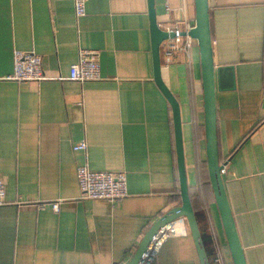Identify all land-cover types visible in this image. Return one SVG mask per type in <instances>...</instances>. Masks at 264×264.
<instances>
[{"label":"crops","instance_id":"1","mask_svg":"<svg viewBox=\"0 0 264 264\" xmlns=\"http://www.w3.org/2000/svg\"><path fill=\"white\" fill-rule=\"evenodd\" d=\"M207 2L213 62L228 66L214 70L222 178L246 263L264 264V0ZM153 3L161 27L194 23V0ZM79 45L97 47L99 77H68ZM14 47L38 51L47 76L4 77ZM160 56L162 78L179 104L193 209L221 263L233 264L201 171L197 40L167 64L161 44ZM80 138L86 148L73 149ZM83 160L124 170L127 193L116 201L82 197L76 164ZM0 175V264L131 261L146 229L180 202L172 111L153 77L147 0H85L77 16L72 0H0ZM149 264H201L191 232L167 235Z\"/></svg>","mask_w":264,"mask_h":264},{"label":"water","instance_id":"2","mask_svg":"<svg viewBox=\"0 0 264 264\" xmlns=\"http://www.w3.org/2000/svg\"><path fill=\"white\" fill-rule=\"evenodd\" d=\"M194 3V23L191 27L186 29V32L196 38L199 50L201 84L203 90L205 152L209 179L219 210L223 229L227 238V243L230 249L233 264H247L225 190L222 172L220 171L221 163L219 159L217 141L214 70H216L217 74H219V72L223 68L228 66L215 65V63L213 62L207 0H194ZM147 4L151 31L153 77L171 105L177 171L179 179L180 202L170 206L168 209L163 211L159 215V217L155 219V221L146 229L136 246L130 263H134L135 261H137V259L143 253L154 232L163 223L178 216H184L195 242L200 263L209 264L201 232L188 192L178 100L173 92L169 89L161 75L160 45L162 40L168 35H171L172 32L170 30H167L165 27H161L157 23L153 0H147Z\"/></svg>","mask_w":264,"mask_h":264},{"label":"built area","instance_id":"3","mask_svg":"<svg viewBox=\"0 0 264 264\" xmlns=\"http://www.w3.org/2000/svg\"><path fill=\"white\" fill-rule=\"evenodd\" d=\"M74 14L80 15L85 11V0H72ZM165 28L172 32L165 37L162 44V62L167 64L173 60L179 50L189 52L195 37L186 32L191 27L185 19ZM185 30V31H184ZM97 47L79 45L75 59L68 65V77L78 80L96 78L100 76V63ZM6 78L26 80H39L47 76L41 65V54L34 49L14 47L12 50V69L3 75ZM87 142L80 138L72 142L73 149H85ZM220 171L225 169L226 161L220 160ZM76 176L82 197L102 196L111 201L119 200L127 193L126 173L122 169H105L91 167L86 160L76 164ZM5 201V183L0 175V204ZM43 202H40L42 205ZM53 209H58V199L50 201ZM184 216H178L163 223L152 235L141 256L134 263L124 264H149L156 257L161 243L171 233L185 234L189 232ZM218 264L221 263L219 252L214 256Z\"/></svg>","mask_w":264,"mask_h":264},{"label":"trees","instance_id":"4","mask_svg":"<svg viewBox=\"0 0 264 264\" xmlns=\"http://www.w3.org/2000/svg\"><path fill=\"white\" fill-rule=\"evenodd\" d=\"M219 158H220V154H219ZM201 165H202V167H201V171L202 172H203V166H204V173H205V176H206V181L208 180L210 182L209 174H208V168H207L206 155H205L204 160L201 161ZM188 192L190 194L189 185H188ZM194 213H195L196 220H197L200 232H201V236H202V240H203L205 251H206V254H207V257H208L209 264H218L216 262L215 258H214L215 254H216V249H215V246H214L213 238L210 235H208V233H207L208 230L206 228L202 227L201 218H200L199 213H198V211L196 209H194Z\"/></svg>","mask_w":264,"mask_h":264}]
</instances>
